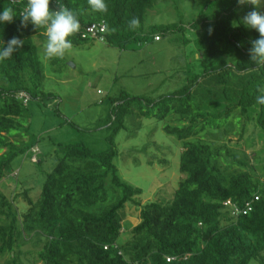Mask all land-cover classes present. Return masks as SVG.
<instances>
[{"label":"trees","instance_id":"obj_1","mask_svg":"<svg viewBox=\"0 0 264 264\" xmlns=\"http://www.w3.org/2000/svg\"><path fill=\"white\" fill-rule=\"evenodd\" d=\"M159 1L104 0L103 13L94 12L88 0H51L49 7L67 8L78 19L80 28L69 37L72 47L99 42L128 51L131 43L143 47L187 29L182 23L146 26L150 12H162ZM170 1L178 14L187 12L181 1L200 8L188 28L206 48L202 74L183 90L158 99L142 102L124 92L110 98L118 110L115 116L112 110L109 126L114 139L141 117L175 116L164 127L182 144L183 179L173 199L142 205V190L121 180L115 163L120 153L112 140L101 152L81 143L59 147L55 164L47 171L40 168L45 179L39 192L16 184L10 187L13 197L0 192L5 264H23L26 257L36 264H264V105L256 102L264 88V66L250 60L251 41L259 34L242 24L237 11L244 7L247 14L253 6L236 0ZM26 5L27 0H0V9L12 8L17 15ZM133 19L138 25H130ZM100 24L102 34L86 33ZM13 37L23 41L22 47L0 61V181L14 157L25 152L14 141L26 133L31 92L43 94L44 68L34 39L44 47L45 26H21L18 17L0 25L5 45ZM210 95L214 102L206 100ZM136 101L144 105L132 104ZM158 160L168 163L153 154L148 164ZM32 163L43 161L35 157ZM20 198L23 210L17 207ZM227 201L239 207L249 202L252 211L232 217L224 207ZM127 205L139 211L138 224L129 221ZM27 245L33 250H24Z\"/></svg>","mask_w":264,"mask_h":264},{"label":"rangeland","instance_id":"obj_2","mask_svg":"<svg viewBox=\"0 0 264 264\" xmlns=\"http://www.w3.org/2000/svg\"><path fill=\"white\" fill-rule=\"evenodd\" d=\"M178 4L187 9L186 15L181 9L176 13L170 0H161L157 5L162 12L157 13L156 9L150 12L146 26L182 23L187 28L183 33L165 34L159 42L150 39L143 47L131 43L128 51L88 42L85 46L71 47L62 56L49 58L44 54L40 39H34L44 68L41 87L44 96L31 92L26 133L22 134L23 140L18 137L14 141L19 148H25V152L18 153L8 165L6 177L0 181V192L13 197L12 184L39 192L45 179L40 168L47 171L55 164L59 147L81 143L93 152H101L109 148L112 140L120 153L115 163L121 180L142 190L138 198L142 205L173 199L183 179L179 172L182 144L165 133L164 127L175 116L163 120L141 117L127 124L114 139L109 124L114 120L112 110L114 116L118 110L117 104L111 106L110 98H118L121 92L131 98H141L143 102L179 92L195 76H201V56L206 48L198 41V33L188 28L200 8L193 1L191 6L183 1ZM255 6L264 11L260 0H255ZM237 11L241 18L246 15L244 7ZM202 86L199 84V88ZM206 100L214 102L211 95ZM142 102L132 104L140 107L144 105ZM152 143L157 147L150 145ZM36 147L38 152L34 153L32 148ZM153 154L168 163L161 164L158 160L148 164ZM34 157L43 163L33 164ZM14 174L17 176L11 177ZM17 207L25 208L23 199L18 200ZM126 214L129 221L138 224L137 209L127 205ZM122 238H126L125 234ZM24 250L33 249L27 245ZM7 260L8 256H0V264ZM21 261L36 264L30 257Z\"/></svg>","mask_w":264,"mask_h":264},{"label":"clouds","instance_id":"obj_3","mask_svg":"<svg viewBox=\"0 0 264 264\" xmlns=\"http://www.w3.org/2000/svg\"><path fill=\"white\" fill-rule=\"evenodd\" d=\"M50 2L51 0H27V5L19 15L12 8H2L0 9V25L12 23L14 18L18 17L21 26L28 24L35 27L45 26L44 54L46 57L52 58L62 56L66 50L72 47L69 37L79 30L80 24L76 16L67 8L61 7L58 10H51ZM236 2L237 4H251L253 6L252 10L243 16L242 24L259 34L258 38L251 41L249 55L251 61L258 66H264V11L255 6V0H236ZM260 2L264 3V0H260ZM88 4L94 12L103 13L106 11L104 0H88ZM138 23L139 21L136 19L130 21L131 26H136ZM22 45L23 41L17 37L8 40L6 45L0 40V61L10 58ZM258 91L261 94L256 97V102L259 105H264V88ZM34 150L38 152L37 147L32 148L33 152Z\"/></svg>","mask_w":264,"mask_h":264},{"label":"built area","instance_id":"obj_4","mask_svg":"<svg viewBox=\"0 0 264 264\" xmlns=\"http://www.w3.org/2000/svg\"><path fill=\"white\" fill-rule=\"evenodd\" d=\"M13 2V0H12ZM105 32V26L100 24V25H91L86 29V33L89 34L91 37L97 36L99 33L102 34ZM37 150H34V153H36ZM35 161V158L33 159ZM258 199L255 198V201ZM224 207L230 212L232 217H239L240 215H247L252 211L251 204L249 202L245 203L243 207H239L232 203L231 201H227L224 204Z\"/></svg>","mask_w":264,"mask_h":264}]
</instances>
